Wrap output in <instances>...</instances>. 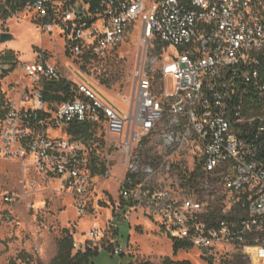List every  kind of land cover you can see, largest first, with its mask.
<instances>
[{
	"label": "built area",
	"instance_id": "built-area-1",
	"mask_svg": "<svg viewBox=\"0 0 264 264\" xmlns=\"http://www.w3.org/2000/svg\"><path fill=\"white\" fill-rule=\"evenodd\" d=\"M28 6L44 30L59 29L69 51L88 60L105 58L140 21L141 60L131 110L121 113L84 83L52 111L45 83L69 78L45 55L1 58L0 157L26 159L44 179L60 178L81 214L96 184L93 148L69 136L68 128L104 126L114 138L109 147L118 152L113 158L125 167L119 196L129 218L142 211L158 225L170 223L164 230L170 238L196 247L209 264L227 246L247 264H264V0H36ZM195 6H209L210 19L194 22ZM159 41L167 54L160 94L147 50L142 56ZM242 61L252 62L253 70ZM13 73L19 79L6 83ZM237 85L241 98L234 99ZM14 92L17 97L9 95ZM50 127L66 135L52 136ZM157 131L162 140L147 156L144 140ZM109 157L105 179L112 175ZM35 182L28 180L31 187ZM105 233L106 225L91 228L74 249L100 243ZM116 243L114 254L136 253Z\"/></svg>",
	"mask_w": 264,
	"mask_h": 264
},
{
	"label": "rangeland",
	"instance_id": "rangeland-1",
	"mask_svg": "<svg viewBox=\"0 0 264 264\" xmlns=\"http://www.w3.org/2000/svg\"><path fill=\"white\" fill-rule=\"evenodd\" d=\"M3 32L11 33L13 38L5 42L0 40V59L9 53L19 61H30L45 55L74 86L87 84L118 112L131 110L134 72L141 60L140 21L128 33L126 40L103 59L88 60L71 53L60 30H44L38 23L36 9L28 5L8 18L0 12V36ZM145 50L148 70L160 94L164 88L161 68L166 62V51L163 47L158 50L157 42L151 43L147 49L144 47L143 57ZM173 50L174 54H178L176 48ZM16 74L9 75L6 83L17 81L19 77ZM22 81L30 83L26 77ZM168 85L171 90L174 89L173 79H169ZM9 95L17 97L18 92ZM59 104L49 103L50 109L55 111ZM49 133L52 136L66 135L54 127L49 128ZM113 140L104 126L97 127L91 139L93 153L104 161L110 156L108 161L112 175L108 179L105 175H95V189L89 196L86 211L81 214L69 190L61 188L60 178L44 179L42 173L38 174L34 168L28 167L26 159L0 157V264H50L57 254L58 239L63 229L69 228L74 239L80 241L85 240V233L91 228L104 229V221L112 217V208L107 207L109 202H118L120 181L125 171V167L113 158L118 156V152L109 147ZM161 140L160 131L144 140L147 156L150 149H158ZM187 162L190 164V161ZM29 179H35L34 186H29ZM178 186L175 181L176 191L181 190ZM6 196H10L11 201H7ZM115 221L119 225L116 244L123 248L129 246L136 253L114 254L111 245H100L93 264H163L166 257L175 261L188 260L191 264H209L203 252L196 247L180 249L175 254L174 241L162 230L160 223L158 225L149 217L133 212L129 218L120 211ZM214 254L210 264H233L239 256L232 246Z\"/></svg>",
	"mask_w": 264,
	"mask_h": 264
},
{
	"label": "trees",
	"instance_id": "trees-1",
	"mask_svg": "<svg viewBox=\"0 0 264 264\" xmlns=\"http://www.w3.org/2000/svg\"><path fill=\"white\" fill-rule=\"evenodd\" d=\"M3 1V3H2ZM0 6V12H2L4 18H8L11 14L18 12L36 0H2ZM158 50L164 45L159 41ZM4 59H14L15 56L12 53L6 54ZM263 81H264V68H263ZM74 84L70 81L61 82H46L44 87L45 99L51 104L54 102L62 103L73 98L72 88ZM98 126L91 122L84 123H72L68 128V135L77 140L90 141L96 133ZM245 134V133H244ZM243 137H252L251 135H241ZM91 169L93 175H105L108 168L104 160L98 155L91 152ZM74 234L69 228L63 229L62 236L58 239V251L54 256L50 264H93V257L98 253L99 248L94 246H88L85 250L74 249ZM175 254L180 249L193 248L189 243L185 241H179L173 243ZM39 264H46L41 262ZM144 264H151L145 262ZM163 264H191L188 260L175 261L171 257H166ZM233 264H247L242 257H238L233 261Z\"/></svg>",
	"mask_w": 264,
	"mask_h": 264
},
{
	"label": "crops",
	"instance_id": "crops-1",
	"mask_svg": "<svg viewBox=\"0 0 264 264\" xmlns=\"http://www.w3.org/2000/svg\"><path fill=\"white\" fill-rule=\"evenodd\" d=\"M95 183H96V181H95ZM118 195H119V191H118ZM109 204L110 205L107 208H112V217H110L108 220L106 219L104 221V228L106 225V233H105L102 241L95 245L98 248L100 247V245L105 246V244L111 245L114 242H118L117 234H118L119 225H118V223H116L115 219L117 218V214L120 211L124 215L127 214L126 213V211L128 209L127 204L120 199V196H118V202H116L115 204H112L111 202H109ZM125 209H126V211H125ZM137 214L138 215L139 214L144 215V213L142 211L137 212ZM138 226H140V225H138ZM115 233H116V237H115Z\"/></svg>",
	"mask_w": 264,
	"mask_h": 264
},
{
	"label": "bare ground",
	"instance_id": "bare-ground-1",
	"mask_svg": "<svg viewBox=\"0 0 264 264\" xmlns=\"http://www.w3.org/2000/svg\"><path fill=\"white\" fill-rule=\"evenodd\" d=\"M202 19H210V9L209 6H195L193 9V20L194 22H202ZM242 68L246 70H253L252 62L242 61ZM241 98V85L234 86V99ZM162 225V230H171L170 223H160Z\"/></svg>",
	"mask_w": 264,
	"mask_h": 264
},
{
	"label": "water",
	"instance_id": "water-1",
	"mask_svg": "<svg viewBox=\"0 0 264 264\" xmlns=\"http://www.w3.org/2000/svg\"><path fill=\"white\" fill-rule=\"evenodd\" d=\"M12 38H13V35H12L11 33H7V32H3V33L1 34V36H0V40H1L2 42H5V41L10 40V39H12Z\"/></svg>",
	"mask_w": 264,
	"mask_h": 264
}]
</instances>
